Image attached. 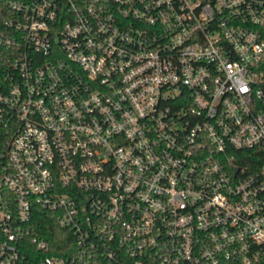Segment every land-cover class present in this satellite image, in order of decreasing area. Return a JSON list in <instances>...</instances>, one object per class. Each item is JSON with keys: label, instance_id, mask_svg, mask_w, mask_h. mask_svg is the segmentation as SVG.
Masks as SVG:
<instances>
[{"label": "built area", "instance_id": "1", "mask_svg": "<svg viewBox=\"0 0 264 264\" xmlns=\"http://www.w3.org/2000/svg\"><path fill=\"white\" fill-rule=\"evenodd\" d=\"M1 9L0 264H264V0Z\"/></svg>", "mask_w": 264, "mask_h": 264}, {"label": "trees", "instance_id": "2", "mask_svg": "<svg viewBox=\"0 0 264 264\" xmlns=\"http://www.w3.org/2000/svg\"><path fill=\"white\" fill-rule=\"evenodd\" d=\"M1 6L2 0H0V12L2 11ZM32 214L31 224L35 231L50 241L54 247L64 245L65 240L69 237V232L58 227L54 217L41 210L37 205ZM53 252L58 251L53 250Z\"/></svg>", "mask_w": 264, "mask_h": 264}]
</instances>
